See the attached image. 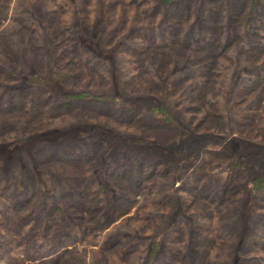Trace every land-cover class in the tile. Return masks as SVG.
I'll use <instances>...</instances> for the list:
<instances>
[{
    "label": "rangeland",
    "instance_id": "rangeland-1",
    "mask_svg": "<svg viewBox=\"0 0 264 264\" xmlns=\"http://www.w3.org/2000/svg\"><path fill=\"white\" fill-rule=\"evenodd\" d=\"M0 264H264V0H0Z\"/></svg>",
    "mask_w": 264,
    "mask_h": 264
},
{
    "label": "trees",
    "instance_id": "trees-1",
    "mask_svg": "<svg viewBox=\"0 0 264 264\" xmlns=\"http://www.w3.org/2000/svg\"><path fill=\"white\" fill-rule=\"evenodd\" d=\"M257 1L258 0H252V3L254 5V7L256 6ZM155 55L156 54H153V57H156ZM85 72L88 74L90 71L88 69H85ZM81 74L84 75V72H82ZM75 80H78V79H75ZM38 81L39 80H36V82H38ZM87 94H88L87 92L79 93V94L73 95V96H76L74 98H73V96H67L64 99V101H63V102H65L64 106L67 105L66 106L67 107L66 111L67 112L71 111V109L74 107L72 105V103L75 104V105H78L79 103H81L83 105V107H85L88 110L95 111L98 108L99 112L102 114L101 115L102 117H106L107 118L108 115H112V111L108 107L111 104V99H106L107 97L106 98L89 97V96H87ZM70 97H72V98H70ZM74 108H78V107L75 106ZM143 126H144V128L147 129L148 132H157L158 133L159 131L162 130V128L159 127V126H154V125L145 126L144 124H143ZM101 149H102V147H101ZM127 178L128 177H125V178L123 177L122 179H127ZM133 183H135V182L133 181Z\"/></svg>",
    "mask_w": 264,
    "mask_h": 264
}]
</instances>
